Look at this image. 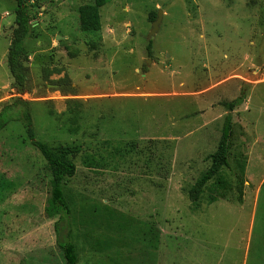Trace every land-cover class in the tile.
<instances>
[{
  "label": "rangeland",
  "instance_id": "374dc122",
  "mask_svg": "<svg viewBox=\"0 0 264 264\" xmlns=\"http://www.w3.org/2000/svg\"><path fill=\"white\" fill-rule=\"evenodd\" d=\"M24 1L29 91L12 88L15 4L0 1V110L26 101L37 141L79 153L56 227L45 161L20 122L0 132V264H66L63 241L76 264H264V0H110L98 32L79 28L93 0ZM242 93L226 188L193 202L221 103Z\"/></svg>",
  "mask_w": 264,
  "mask_h": 264
},
{
  "label": "trees",
  "instance_id": "16d2710c",
  "mask_svg": "<svg viewBox=\"0 0 264 264\" xmlns=\"http://www.w3.org/2000/svg\"><path fill=\"white\" fill-rule=\"evenodd\" d=\"M0 1L13 2L15 4V29L8 47L6 63L13 79L12 88L17 94L21 95L29 91L26 69L23 67V59L26 58L29 52L27 41L31 37L33 31L30 24L33 17L24 0ZM109 1L110 0H93L92 4L79 7V28L82 32L100 31L101 22L99 10ZM244 99L245 96L244 93H242L241 96L231 102L221 103V106L228 112L224 119L221 136L216 151L208 156L210 161L208 171L191 192V201H198L200 196L205 192L216 195L219 194V190H225L226 182L219 174L223 168L228 167L229 142L232 136L231 113L243 103ZM14 121H18L22 124L27 139L45 161L46 169L51 177V190L50 196L47 199L45 214L48 218H57V227V224L63 219L68 218L70 213L62 185L65 180L72 178L76 173V167L70 159V156L79 153V149L69 146L52 148L46 143L37 141L28 109V103L20 98L16 99L14 103L2 107L0 110V132ZM240 171L243 173V165L240 166ZM213 178H216L215 186H205L206 183ZM58 246L62 251L66 264L77 263V254L74 244L63 241L58 243Z\"/></svg>",
  "mask_w": 264,
  "mask_h": 264
},
{
  "label": "water",
  "instance_id": "95a60500",
  "mask_svg": "<svg viewBox=\"0 0 264 264\" xmlns=\"http://www.w3.org/2000/svg\"><path fill=\"white\" fill-rule=\"evenodd\" d=\"M162 17H163V12L161 10H158L156 17H155V20L151 24V28L149 31L148 38L154 37L156 35V33L159 30V27H160V24L162 21Z\"/></svg>",
  "mask_w": 264,
  "mask_h": 264
}]
</instances>
